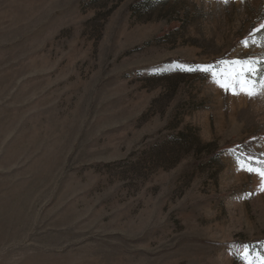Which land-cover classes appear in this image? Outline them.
Wrapping results in <instances>:
<instances>
[{
	"label": "rangeland",
	"instance_id": "374dc122",
	"mask_svg": "<svg viewBox=\"0 0 264 264\" xmlns=\"http://www.w3.org/2000/svg\"><path fill=\"white\" fill-rule=\"evenodd\" d=\"M232 61L264 81V0H0V264H264V85L196 71Z\"/></svg>",
	"mask_w": 264,
	"mask_h": 264
},
{
	"label": "snow or ice",
	"instance_id": "6c2138e0",
	"mask_svg": "<svg viewBox=\"0 0 264 264\" xmlns=\"http://www.w3.org/2000/svg\"><path fill=\"white\" fill-rule=\"evenodd\" d=\"M226 66L223 69H216L211 65H203L197 68L196 71H203L210 73L214 78L219 77L216 82L222 89L230 90L240 87L241 92L234 94H244L247 96L256 95L257 84L264 85V81L257 79L260 71V67H253L251 63H245L242 61L222 62ZM264 90V87H262ZM249 173H255L253 168L248 169ZM258 175L264 179V170L259 171Z\"/></svg>",
	"mask_w": 264,
	"mask_h": 264
},
{
	"label": "trees",
	"instance_id": "16d2710c",
	"mask_svg": "<svg viewBox=\"0 0 264 264\" xmlns=\"http://www.w3.org/2000/svg\"><path fill=\"white\" fill-rule=\"evenodd\" d=\"M153 7V6H152ZM152 7H147V10ZM186 63V62H184ZM201 144V139L197 135L188 134L186 130L180 131L170 141L164 143L163 152L176 154L185 148H194Z\"/></svg>",
	"mask_w": 264,
	"mask_h": 264
}]
</instances>
